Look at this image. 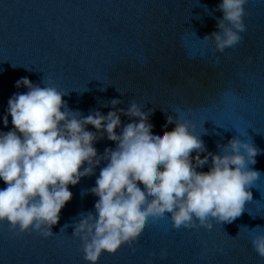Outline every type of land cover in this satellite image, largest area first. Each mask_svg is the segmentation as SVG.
Listing matches in <instances>:
<instances>
[{"label":"water","instance_id":"1","mask_svg":"<svg viewBox=\"0 0 264 264\" xmlns=\"http://www.w3.org/2000/svg\"><path fill=\"white\" fill-rule=\"evenodd\" d=\"M221 2L0 0V132L13 129L11 116L7 126L3 117L8 100L28 91L15 87L27 77L41 88L68 93L62 98L68 109L82 116L127 111L134 101L145 113L154 110L149 116L153 135L172 131L177 120L190 125L207 152L223 154L233 137L261 150L256 163L247 165L261 176L246 188L252 200L235 221L210 218V230L175 229L166 214L150 222L132 247L103 252L98 264H264L251 244L253 234L264 233V0H247L243 39L223 53L203 39L218 30ZM112 99L122 103L113 108ZM167 116L173 117L172 124ZM120 120L117 134L138 122L123 114ZM87 130L97 131L92 125ZM94 147L103 156L116 144L105 133ZM206 154L199 153L201 158ZM107 163L101 160L93 175L68 186L73 196L52 226L54 236L45 239L32 230L18 234L7 221L0 222V264H88L73 225L81 213L95 212L99 198L89 190ZM210 165L209 156L208 164L196 170L207 172ZM164 250L167 255L161 258Z\"/></svg>","mask_w":264,"mask_h":264},{"label":"clouds","instance_id":"2","mask_svg":"<svg viewBox=\"0 0 264 264\" xmlns=\"http://www.w3.org/2000/svg\"><path fill=\"white\" fill-rule=\"evenodd\" d=\"M246 3L222 0L217 6L223 13L217 19L218 30L203 39L214 42L221 53L241 43ZM15 87L28 91L8 100L3 123L8 125L10 115L13 129L0 132V179L6 184L0 189V222L7 221L10 231L18 229L22 234L32 230L45 239L54 236L52 226L73 196L68 186L93 175L101 160L108 163L89 190L99 198L95 212L81 213L73 225V236L82 241L81 251L88 264H98L103 252L115 254L122 245L132 247L150 222L166 219V214L175 229L203 226L210 230V218L232 223L244 212L245 202L252 200L246 188L261 176L247 167L256 163L261 151L252 143L233 137L223 146V154H214L207 152L188 123L175 120L172 131L153 135L149 116L154 110L145 113L134 101L127 111L117 109L107 115L95 111L82 116L68 109L62 99L68 93L56 87L41 88L27 77L18 79ZM110 103L115 108L122 101L112 99ZM121 114L138 122L128 123L117 134ZM173 122V117L167 116V123ZM87 125L97 131H88ZM105 133L116 147L105 149L100 156L94 143ZM201 152L207 154L201 158ZM209 156V170L198 172V167L208 164ZM251 244L264 258V233L253 234ZM166 255V250L161 252V258Z\"/></svg>","mask_w":264,"mask_h":264}]
</instances>
